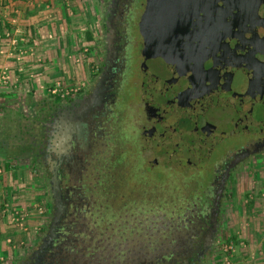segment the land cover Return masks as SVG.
Instances as JSON below:
<instances>
[{"label": "flooded vegetation", "instance_id": "obj_1", "mask_svg": "<svg viewBox=\"0 0 264 264\" xmlns=\"http://www.w3.org/2000/svg\"><path fill=\"white\" fill-rule=\"evenodd\" d=\"M145 5L146 0L111 1L105 56L96 78L78 95L58 99L57 105V100L53 102L56 107L45 120L41 147L51 216L41 242L17 264H197L212 247L233 174L246 161L264 155V133L245 135L244 143L232 148L215 169L202 207L195 206L180 223L175 211L166 225L154 214L147 244H139L132 254L106 255L104 251L115 248L104 234L131 227L124 220L129 217L137 227H144L145 221L139 218L146 216V203L162 196L163 180L150 179H157L155 170L164 166L184 171L178 169L177 160L162 159L147 145L146 137L158 126L167 106L160 92L149 89L144 75L142 15L136 14ZM141 149L148 153L140 163L134 152ZM125 152L127 161L120 160ZM246 153L228 173L236 158ZM200 169L188 170L195 174ZM220 190L219 216L214 222V200ZM115 218L121 220L114 222Z\"/></svg>", "mask_w": 264, "mask_h": 264}, {"label": "rangeland", "instance_id": "obj_2", "mask_svg": "<svg viewBox=\"0 0 264 264\" xmlns=\"http://www.w3.org/2000/svg\"><path fill=\"white\" fill-rule=\"evenodd\" d=\"M111 1L98 0L99 10L96 17L100 28L96 40H89V43L84 39L83 42L80 40L73 51L68 53L63 51L62 56L59 54L57 57L63 65L57 63L55 70L62 74L58 78L43 74L45 83L38 87L34 88L30 83L31 79H38L39 75H30L31 73L25 70L28 66L33 70L36 67V71L40 69L42 74V71L54 68L51 65L54 61L36 50L40 46L36 41H32V38L15 42L12 38H6L8 40L0 38V60L5 62L0 71V175L8 176L11 180V185L0 186V209L2 212L5 210L4 216H10V225L17 227L18 232L10 236L23 237L19 241L12 239L7 245L23 252L25 250L28 252L27 255L41 242L51 216L52 202L46 173L42 163L33 161L35 152L43 145L45 120L51 114L52 107H56L53 105L55 99L62 101V96L68 98L78 95L96 78L97 70L105 56L107 11ZM143 10H137L138 18ZM135 34L138 36L139 33ZM64 71L67 74H64ZM80 77L83 79L80 80ZM58 84L61 86L58 87ZM54 91H57L56 94H53ZM239 135L219 144L206 165L195 174L185 168L181 173L165 170L164 166L158 167L154 172L157 179L151 176L150 179L163 180L162 196H158L160 197L158 200L153 199L146 203L144 218H139L136 214L137 220L139 218L145 221L144 227H137L133 217L125 218L131 227L123 232L116 228L115 231L109 230L108 234H104L105 239L111 237L109 243L115 248L108 252L104 251L106 255L113 257L119 254H132L138 249L139 244H147L150 238L148 228L154 226L151 223L154 214L158 216L157 221L162 217L166 225L171 219V212L175 211L180 223L187 216H191L190 213L195 206L202 207L210 194L215 169L226 160L232 148L241 142L244 143L245 138L242 137L250 135V132H241ZM147 153L141 149L140 153L134 152V155L141 163L147 157ZM128 157L129 154L125 152L120 155V160L127 161ZM179 168L183 170L178 164ZM151 210L154 211L150 212ZM254 219H258L259 222H255ZM118 220L121 219L115 218L114 222ZM35 221L40 223L37 230L31 226L37 224ZM246 221H253L255 226L259 224L260 229L264 228V155L246 161L233 174L221 204L214 242L205 259L197 264H220L223 255H227L226 258L231 260L233 253L225 252V247L232 242L237 245L242 240L238 238L239 235L236 236L238 239H235L232 233L235 229L243 227ZM7 238L5 234L3 241H7ZM21 259H3L0 264H17Z\"/></svg>", "mask_w": 264, "mask_h": 264}, {"label": "water", "instance_id": "obj_3", "mask_svg": "<svg viewBox=\"0 0 264 264\" xmlns=\"http://www.w3.org/2000/svg\"><path fill=\"white\" fill-rule=\"evenodd\" d=\"M139 29L146 83L167 106L146 137L162 159L196 172L231 136L264 133V0H146Z\"/></svg>", "mask_w": 264, "mask_h": 264}, {"label": "crops", "instance_id": "obj_4", "mask_svg": "<svg viewBox=\"0 0 264 264\" xmlns=\"http://www.w3.org/2000/svg\"><path fill=\"white\" fill-rule=\"evenodd\" d=\"M97 10H99L98 0H0V38L3 37L5 40L12 38L13 42L32 38V41H36L40 46L36 50L54 61V64H51L54 68L48 71L46 69L42 74L40 69L36 71V67L33 70L28 66L25 70L31 73L30 75H39L38 79H31L30 84L35 88L45 83L43 74L51 75L52 78H58L62 74L61 72L58 74L55 70L57 63L63 65L58 58L59 54L62 56L63 51L66 53L73 51L80 40L83 42L84 39L86 43L92 39L96 40L100 28L96 17ZM4 65L5 62L0 60V71ZM64 74L67 73L64 71ZM3 184L9 186L11 180L8 176L0 175V186ZM4 211L0 209V261L21 259L28 252L11 248L7 244L12 239L19 241L23 237L10 236L17 231V227L10 225V216H4L6 214ZM254 220L259 222L258 219ZM255 222L246 221L243 227L234 230L232 233L234 238L242 240L237 243L236 252L233 253L231 260L226 258L227 255H223L220 264H264V228L260 229L259 224L255 226ZM39 224L31 226L37 230ZM5 234L8 238L4 242Z\"/></svg>", "mask_w": 264, "mask_h": 264}, {"label": "trees", "instance_id": "obj_5", "mask_svg": "<svg viewBox=\"0 0 264 264\" xmlns=\"http://www.w3.org/2000/svg\"><path fill=\"white\" fill-rule=\"evenodd\" d=\"M55 100H57V99H55ZM55 100H54V101H55ZM54 104H55V105L59 104V100H57ZM41 157H42V154H41V148L39 147V148L37 149V151L35 152V154H34L33 161H34V162L42 163V161H41Z\"/></svg>", "mask_w": 264, "mask_h": 264}, {"label": "built area", "instance_id": "obj_6", "mask_svg": "<svg viewBox=\"0 0 264 264\" xmlns=\"http://www.w3.org/2000/svg\"><path fill=\"white\" fill-rule=\"evenodd\" d=\"M61 85L60 84H58V87H60ZM56 92L57 91H54V93L53 94H56ZM77 92V91H76ZM65 98V96H62V99H64ZM243 247H245V245L243 246ZM231 252V253H235L236 252V245H234V243L232 242V243H230V245H228V246H226L225 247V252Z\"/></svg>", "mask_w": 264, "mask_h": 264}]
</instances>
